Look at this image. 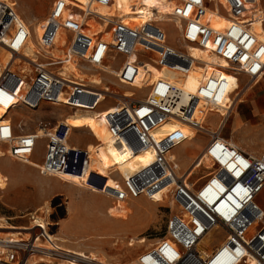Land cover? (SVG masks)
Listing matches in <instances>:
<instances>
[{
	"label": "built area",
	"instance_id": "obj_1",
	"mask_svg": "<svg viewBox=\"0 0 264 264\" xmlns=\"http://www.w3.org/2000/svg\"><path fill=\"white\" fill-rule=\"evenodd\" d=\"M136 1L129 2L131 11L148 5ZM167 1L174 3L170 11L148 6L153 20L136 23L129 20L131 13L120 9L119 0H53L39 35L33 32L37 45L29 52L33 30L17 1L0 0V49L6 59L0 63V156L30 163L37 139L43 138V158L36 165L43 174L70 176L81 187L89 181L98 187L88 186L90 190L115 202L142 195L153 199L168 187L163 196L169 193L173 202L179 198L185 206L181 214L170 216L167 234L137 255L136 264H205L219 249H226L234 264H250L248 252L257 264H264V206L254 202L264 189V151L250 153L221 133L237 103L264 76V39L253 27L254 20H264V2ZM100 6L114 13H104ZM210 14L228 23L217 26ZM166 21L177 24V47L169 42ZM193 46L206 50L210 60L192 54ZM69 64L98 78L78 76ZM199 65L202 76L192 91L182 80ZM126 88L133 93L126 94ZM112 104L116 106L110 110ZM44 106L91 111L104 121L111 137L153 149L154 163L127 175L116 166L101 172L95 153L100 140L93 148L73 142L74 129L86 131L63 121V115H35L32 129L16 117L22 108L37 111ZM211 114L219 116L214 128L207 123ZM174 120L210 134L193 160L198 171H205L194 181L172 157L179 140L164 125ZM110 176L115 185L108 184ZM249 202L253 207L247 208ZM252 209L257 212L254 218ZM215 226L226 235L203 258L198 244ZM44 249L0 228V264H113L94 259L91 252L59 260Z\"/></svg>",
	"mask_w": 264,
	"mask_h": 264
},
{
	"label": "rangeland",
	"instance_id": "obj_2",
	"mask_svg": "<svg viewBox=\"0 0 264 264\" xmlns=\"http://www.w3.org/2000/svg\"><path fill=\"white\" fill-rule=\"evenodd\" d=\"M16 1L18 10L33 30L31 39L36 42L33 32L36 36L39 35L40 25L50 10L53 0ZM68 1L76 3L74 0ZM142 1L138 0L139 3ZM151 1L157 2L161 6H172L167 0ZM262 1L264 2V0ZM163 26L169 34L170 44L175 47L179 46V31L176 23L166 21ZM100 27L97 26L95 30ZM254 29L259 34L264 30V26L262 24L261 27H254ZM191 52L197 56L203 55L196 47H192ZM68 67L75 70L77 75L89 74L98 78L95 73L79 70L73 64H69ZM202 70L203 68H200L201 72ZM157 73L158 70H155L156 75ZM196 77H200V75L197 74ZM195 81L194 77H190L188 82L194 87ZM132 93V88H126V94ZM115 106L116 104H112L109 108L113 109ZM76 112L65 106H44L37 111L22 108L16 117L21 118L32 129L36 121V118L34 119L35 115L44 118L61 114L63 120L71 126L91 132L90 134L74 129L71 135L73 142L86 143L91 148L97 143L96 139L101 142L110 134L108 130L97 127L72 125L70 119L73 113ZM211 116V122L207 120V123L214 128L219 116L215 115L213 117V114ZM221 133L231 138L232 143L250 153L264 151V76L237 103ZM209 138L210 134L201 132L192 141L175 149V156L180 162L181 172L189 170L194 158L202 151ZM44 143L45 139H37L32 155L33 160L37 163L43 158ZM2 153L0 150V155H3ZM205 163L209 165L208 161H205ZM198 168L199 165L195 167L196 171L193 169L194 171L192 170L190 173L191 176L193 175L191 177L192 181L205 172L203 169L198 171ZM108 183L109 185H115L111 177ZM87 184L98 189L97 186L95 187L91 183ZM89 188L78 186L71 179L43 174L36 166L27 162L0 156V215H5L11 225L23 229L24 232L25 228L33 221L41 223L44 219L50 221V230L48 229V231L54 233L50 234L56 237V242L59 241L58 244L66 249L78 252H69L71 254L91 252V256L99 261L100 258H103L113 264L129 263L135 260L140 252L154 245L167 234V223L172 214L182 213V210L174 204L169 193L162 200H158L163 196L159 193L155 194L156 197L153 199L142 195L127 201L115 202L111 197ZM262 192H264V189ZM257 200L264 204V193L258 195ZM47 213L48 216L46 217ZM225 235L226 231L217 227L204 238L202 246H205L206 251L212 252V249L224 240ZM25 238L28 239L29 237L26 235ZM40 239L51 243L44 233L40 235ZM32 254L36 257L42 256L45 258V255H36V252ZM248 256V262L256 264V260L249 252ZM55 257L59 260L65 259L57 254H55Z\"/></svg>",
	"mask_w": 264,
	"mask_h": 264
},
{
	"label": "bare ground",
	"instance_id": "obj_3",
	"mask_svg": "<svg viewBox=\"0 0 264 264\" xmlns=\"http://www.w3.org/2000/svg\"><path fill=\"white\" fill-rule=\"evenodd\" d=\"M130 1L131 0H119L120 9L121 10L123 9L126 13H131L129 15H131L130 17H132V18H130L129 20H131V19L135 20L136 23L148 22L149 20H153V17H151V8H148V6H145L146 8H141L140 11H131L129 9L130 7H128V4H129ZM74 2H76V0H74ZM76 3H78V2H76ZM169 4L173 6L174 3L169 2ZM172 6L162 5L159 8L161 9V11L163 13H167L168 11H170L172 9ZM99 10L104 12V13H110V12L114 13V10H111L110 8H108L106 6H100ZM136 12H143V13L134 14ZM115 14H117V13H115ZM161 15H162V17H160V18L170 19L167 14H161ZM209 18L217 26H224V25H226L228 23V20L226 18L219 19L214 14H210ZM129 20L126 19V21H129ZM176 22H177V24H179V20L178 19L176 20ZM262 24L264 26V20H262L260 18L253 21V27H255V28L261 27ZM259 36H260V38L264 39V30H262L259 33ZM31 37H32V31H31ZM36 45H37L36 42H34L31 39L30 40L31 48H29L28 51L31 52L32 48L33 49L36 48ZM193 47H196L197 49H199L203 53V57L205 59L210 60L211 57L209 56V54L207 53L206 50H204L203 48H201L199 46H193ZM5 60L6 59H5V56H4V50L0 49V63L5 62ZM200 68H203V67L201 65L197 66L196 69L194 71H192L188 75V77L183 79L182 80L183 81L182 85L185 86L189 90H192V91L195 90L196 87L199 84L200 77L202 75V72L200 71ZM87 73H89V72H87ZM92 73H94V72H92ZM158 74H159V70H158L157 75ZM197 74H199L200 77H196ZM78 76H82V75L78 74ZM190 77H194V79L196 80L195 83H194L193 89H192V84L190 82H188ZM110 110H113V109H110ZM66 123H68V122H66ZM70 123L72 125H75V126L97 127L99 129L108 130L106 125H105V123H104V121L101 120L99 117H96L94 114H92L91 111L90 112L77 111L76 113H73V116L70 119ZM164 127L167 130H169V131L175 132V136L179 140V143H178V145L176 146L175 149H178L181 145L192 141L193 139H195L198 136V133H199L197 130H195L194 128H192L188 124L180 123L177 120H174V121L166 123L164 125ZM93 136L95 137L94 134H93ZM95 145L93 147H95ZM96 149H97V151H95L96 157H97L96 167L99 168L100 170H102L101 172H103V173H107L110 166H111V168H114V166H116V168L121 170V174L127 175L130 172H133L135 170L147 167V166H149V165L154 163L155 153H154L153 149H151L149 147H144L143 148V146L135 148L134 146H131L130 144H128V142L122 136L111 137V135L108 134V136L104 140L99 142V144H98ZM174 150H173V156L172 157H175L176 159H178L175 156L176 150L175 151ZM2 154H4V153H2ZM1 157H6V156H1ZM29 161H30L29 164H31V165L36 166L38 164L37 162H35L33 160L32 157L29 159ZM196 166L197 165H195L194 162H193L191 167L189 168L190 171L188 170V172L191 173V171L193 169H195ZM179 168L181 169L180 162H179ZM59 174H61V173H57L56 172V173H51V174H46V175L54 176V177L59 176V177L65 178V179H70L69 178L70 176L59 175ZM72 177H73V175H72ZM87 183H90V182L87 181L86 184H85V186L88 187L89 185ZM167 189H168V187L164 186V187L161 188V192H159V193H161L163 195L162 191H166ZM262 191L259 192L258 195H262L264 193ZM159 193H156V194H159ZM234 201L236 202V204L238 206H242L243 205L241 200H239L237 198L234 199ZM254 202L264 206V204L260 200L255 199ZM174 204L177 205L180 209H182L183 206H185V203L179 198L174 200ZM248 207H253V203L249 202L247 204V208ZM136 208H138V207H136ZM256 214H257L256 210L252 209L251 215H252L253 218L255 217ZM47 216H48V213H47L46 217ZM47 224H50V221H47L45 219H44L43 223H41L39 221H33L31 224H29L28 227L25 228V232H24L23 229L17 228V227H14L13 225H11L9 223V221L7 220V217L5 215H0V228H2L5 232H8L9 234H12L13 236L19 237V239H21L22 241L27 239V238H25L26 235H27L29 237L28 239H31L32 241H36L39 245L43 246L45 248L43 251H45L47 253H53V255H55V254L61 255L65 259H73L71 257V255H74V254H71L69 252H73V253H78V252H74L72 250L66 249L62 245L58 244L59 241L56 242V240H57V239H55L56 237L51 235V234H54V233L48 231ZM217 227H219V226H215L214 229L210 230L201 239L200 243L198 244V249L200 250L203 258H207L206 255H207V253H209V251H206L205 248H204L205 246L204 247L202 246V241L204 240V238L209 233L214 231ZM42 233H44L47 236L48 240H50L51 243L42 241L40 239V235ZM19 234H21V235H19ZM51 238L54 239V240H52ZM62 250H65V251H62ZM214 257H215V259H213ZM253 258L256 260L255 257H253ZM136 263H137L136 259L132 260L131 262H129V264H136ZM255 263L257 264V261H255ZM205 264H234V258H233L232 255L227 253L226 249H224L223 251H221V249H219L217 252H214L210 256V258L206 261Z\"/></svg>",
	"mask_w": 264,
	"mask_h": 264
},
{
	"label": "crops",
	"instance_id": "obj_4",
	"mask_svg": "<svg viewBox=\"0 0 264 264\" xmlns=\"http://www.w3.org/2000/svg\"><path fill=\"white\" fill-rule=\"evenodd\" d=\"M137 3H138V1H136ZM143 2H145V3H147L148 5H145V6H151V5H156V6H161L159 3H157V2H153V1H151V0H143ZM139 4V3H138ZM145 6H142L141 8H146ZM148 8H150V7H148ZM192 89H193V87H192ZM214 117V116H213ZM210 122H211V117H210ZM214 119L212 118V121H213ZM211 127V126H210ZM40 209V208H39Z\"/></svg>",
	"mask_w": 264,
	"mask_h": 264
}]
</instances>
